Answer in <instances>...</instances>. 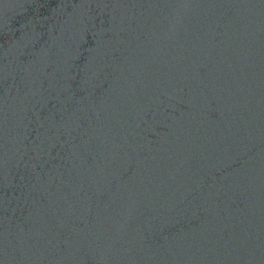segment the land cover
Returning a JSON list of instances; mask_svg holds the SVG:
<instances>
[{"label": "water", "instance_id": "1", "mask_svg": "<svg viewBox=\"0 0 264 264\" xmlns=\"http://www.w3.org/2000/svg\"><path fill=\"white\" fill-rule=\"evenodd\" d=\"M0 264H264V0H0Z\"/></svg>", "mask_w": 264, "mask_h": 264}]
</instances>
